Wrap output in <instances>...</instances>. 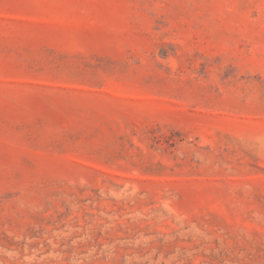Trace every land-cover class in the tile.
<instances>
[{
    "label": "rangeland",
    "instance_id": "obj_1",
    "mask_svg": "<svg viewBox=\"0 0 264 264\" xmlns=\"http://www.w3.org/2000/svg\"><path fill=\"white\" fill-rule=\"evenodd\" d=\"M0 264H264V0H0Z\"/></svg>",
    "mask_w": 264,
    "mask_h": 264
}]
</instances>
